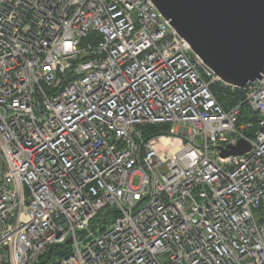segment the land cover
<instances>
[{
  "label": "built area",
  "instance_id": "built-area-1",
  "mask_svg": "<svg viewBox=\"0 0 264 264\" xmlns=\"http://www.w3.org/2000/svg\"><path fill=\"white\" fill-rule=\"evenodd\" d=\"M213 82L151 0H0V264H264V75Z\"/></svg>",
  "mask_w": 264,
  "mask_h": 264
},
{
  "label": "water",
  "instance_id": "water-1",
  "mask_svg": "<svg viewBox=\"0 0 264 264\" xmlns=\"http://www.w3.org/2000/svg\"><path fill=\"white\" fill-rule=\"evenodd\" d=\"M192 52L223 83L245 87L264 75V0H151ZM239 140L221 156L241 155Z\"/></svg>",
  "mask_w": 264,
  "mask_h": 264
},
{
  "label": "trees",
  "instance_id": "trees-1",
  "mask_svg": "<svg viewBox=\"0 0 264 264\" xmlns=\"http://www.w3.org/2000/svg\"><path fill=\"white\" fill-rule=\"evenodd\" d=\"M209 89L218 103L225 109L242 103L241 116L239 117L238 122L239 124L243 120L251 118V112L245 107L243 103L244 94L239 88L231 87L230 85H226L222 82H213L209 85ZM67 252H69V245L63 244L54 248L52 247L49 255L55 254L58 256H63Z\"/></svg>",
  "mask_w": 264,
  "mask_h": 264
},
{
  "label": "rangeland",
  "instance_id": "rangeland-1",
  "mask_svg": "<svg viewBox=\"0 0 264 264\" xmlns=\"http://www.w3.org/2000/svg\"><path fill=\"white\" fill-rule=\"evenodd\" d=\"M161 257V256H160Z\"/></svg>",
  "mask_w": 264,
  "mask_h": 264
}]
</instances>
